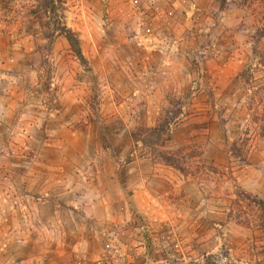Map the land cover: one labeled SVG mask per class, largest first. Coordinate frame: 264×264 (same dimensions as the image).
Listing matches in <instances>:
<instances>
[{"label":"rangeland","instance_id":"374dc122","mask_svg":"<svg viewBox=\"0 0 264 264\" xmlns=\"http://www.w3.org/2000/svg\"><path fill=\"white\" fill-rule=\"evenodd\" d=\"M143 1L0 0V264H264V0Z\"/></svg>","mask_w":264,"mask_h":264},{"label":"built area","instance_id":"2783aa9c","mask_svg":"<svg viewBox=\"0 0 264 264\" xmlns=\"http://www.w3.org/2000/svg\"><path fill=\"white\" fill-rule=\"evenodd\" d=\"M105 7L109 8L111 5L118 1V0H100ZM179 1V0H178ZM182 1V0H181ZM186 2L183 0V3ZM130 4L134 8V10L138 13H141V9L143 8L144 1L143 0H130ZM168 8L167 9H161L160 7L157 8L153 5V11L149 15V18L153 20L151 23H144L145 21H139L138 25L139 28L144 29V34L141 33H135L134 38L140 42V46L148 49V50H157L156 45L158 42H162V40H159V38L156 36L155 29L153 27L154 24H156L157 19L164 18L165 23L167 26L171 25V19H173L175 15V1L169 0L168 1ZM134 17L137 16L133 15ZM161 20V19H160ZM144 26V27H143Z\"/></svg>","mask_w":264,"mask_h":264},{"label":"trees","instance_id":"16d2710c","mask_svg":"<svg viewBox=\"0 0 264 264\" xmlns=\"http://www.w3.org/2000/svg\"><path fill=\"white\" fill-rule=\"evenodd\" d=\"M63 34L65 35V37L67 38V40L69 41L74 53L76 54V56L81 60L84 61V56L83 53L80 49V41L79 39L75 36V34L71 31V30H63ZM169 123H163L161 126L156 127L154 129H150L149 132L151 133V136H159L161 135L160 131L161 129H164L165 127H169ZM165 162L167 163H173L174 161L172 159L169 158H165Z\"/></svg>","mask_w":264,"mask_h":264},{"label":"crops","instance_id":"0c3cea01","mask_svg":"<svg viewBox=\"0 0 264 264\" xmlns=\"http://www.w3.org/2000/svg\"><path fill=\"white\" fill-rule=\"evenodd\" d=\"M8 9L4 10V12H7ZM4 18H2V21H0V45L8 42L11 40V38L15 37L16 34L14 32H10L9 29L11 27L10 22V16L9 14H1ZM2 49L0 48V53ZM3 100L0 99V107H2Z\"/></svg>","mask_w":264,"mask_h":264}]
</instances>
